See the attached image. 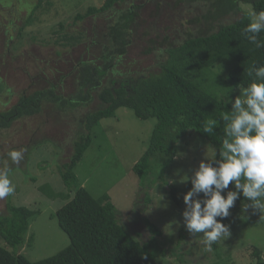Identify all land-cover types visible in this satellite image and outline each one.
Wrapping results in <instances>:
<instances>
[{
	"label": "trees",
	"instance_id": "obj_1",
	"mask_svg": "<svg viewBox=\"0 0 264 264\" xmlns=\"http://www.w3.org/2000/svg\"><path fill=\"white\" fill-rule=\"evenodd\" d=\"M50 1L36 0L27 17L9 14L7 28L18 29L17 40L24 41V34L34 24L37 12L44 9L47 12V8L52 7ZM131 1L104 0L100 6L77 12L71 25L93 20L130 2L124 10H115L114 21L101 29L99 35L92 31V39H87L83 31L70 32L66 22H59L50 32L55 38L52 46L61 48L57 55L64 49L85 44L86 50L91 48V56L73 62L67 76H60L57 83L43 77L44 74L35 73L29 78V88L17 95L15 104L6 108L7 102L3 103L0 129L8 128L12 121L25 116L53 117L59 123L58 118L65 120L69 113L75 116V129L68 161L57 164L63 192L54 190L51 184L38 187L42 196L66 202L57 209L55 218L69 244L51 257L29 261L20 251L32 242V235L28 239L27 235L39 212L8 202L6 213L0 214V238L9 249L0 247V264H159L155 250L159 242H155L154 236L161 232L154 224L146 221L153 236L143 244L138 243L118 223L115 207L107 195L93 198L80 186L74 169L92 143L93 130L104 119L114 118L120 108L130 109L140 120L155 119L147 148L132 172L140 184L146 180L153 185L157 181L164 183L169 187L172 202L181 207L183 203L177 188L166 179L178 156L180 142L199 137L219 149L224 138L219 113L231 107L225 101L239 95L252 82L248 76L251 66L264 65V47L251 44L243 35L250 22V12L240 7L242 4L250 7V11H264V0H152L158 5L165 1L173 8L185 9L189 16L188 31L180 39L167 35L159 47L144 51V54H157L154 70L122 72L117 65L127 53L143 7ZM43 3L45 8L39 9ZM140 22L143 21L140 19ZM257 38L264 42V32ZM38 39L35 35L28 37L31 42ZM43 40L39 41L46 43ZM56 72L58 68L51 73ZM64 80L73 87L71 94H64ZM4 88V96H11V88L6 85ZM94 102L96 106L92 110L76 115L78 109ZM209 117L219 121L212 135L202 132V124ZM51 144L56 147L54 142ZM247 203L241 195L235 205ZM233 209L223 223L234 219ZM213 248L216 252L215 244ZM253 250L250 255L255 261L251 264H264V252L255 246ZM221 254H215L212 264L221 263Z\"/></svg>",
	"mask_w": 264,
	"mask_h": 264
},
{
	"label": "rangeland",
	"instance_id": "obj_2",
	"mask_svg": "<svg viewBox=\"0 0 264 264\" xmlns=\"http://www.w3.org/2000/svg\"><path fill=\"white\" fill-rule=\"evenodd\" d=\"M103 1L51 0L52 7L47 8V12L44 11L43 3L39 9L44 10L37 12L34 24L27 28L24 41H20L16 38L18 29L7 28L8 16L15 14L21 18L27 17L31 12V4H35L36 0H0V110L4 102H7L6 108L17 102V95L29 88V78L35 73L38 76L44 74L43 77L57 83L60 76H67L73 62L80 57L88 59L91 56V48L86 50L85 44L64 49L58 56L56 52L61 48L52 46L51 41L55 38L50 32L63 21L66 22L67 30L83 31L87 39H92V31L99 35L101 29L114 21L115 10H124L130 2L116 6L115 10L98 15L93 20L74 25L71 23L77 12L91 6H100ZM131 2L143 7L139 13L137 29L135 27L131 43L126 49L127 53L117 68L122 72H128L129 69L131 73L151 71L155 69L157 54H144V51L159 47L167 35L180 39L188 31L186 21L189 16L185 9L173 8L165 1L162 5L152 0ZM241 5L244 11L250 12V7ZM29 35L39 39L28 41ZM42 39L46 43L39 41ZM55 68H58V72L52 74ZM5 85L11 88V96H4ZM63 86L64 94L72 93L73 87L67 80H64ZM95 106L94 102L80 108L76 115L92 110ZM74 117L69 113L67 119L58 118L57 123L53 117L25 116L12 121L8 128L0 129V168L6 166L9 169V178L15 188L11 195L0 199V214L6 213L8 202L39 212L31 222L27 235V239L32 235V242L29 246L25 244L20 251L31 262L51 257L69 244L68 237L60 230L55 218L57 209L66 202L42 196L38 187L51 184L54 190L63 192L57 164L67 162L72 153ZM155 121L153 118L140 120L127 108H120L114 118L101 121L93 130L91 145L74 169L80 186L93 198L107 195L115 207L118 223L138 243L143 244L153 236L146 221L154 224L161 232V235L154 236L155 242H159L155 246L159 264H212L217 252L222 253L220 264L253 263L255 260L250 255L254 251L253 246L264 252V211L253 213L250 208L244 211L246 204H236L233 209L234 219L225 221V224L231 226L232 235L214 243L216 252L213 245L212 251L205 250L201 243L203 234L191 236L183 226V195L191 188L190 179H185L192 176L204 155L209 154L213 147L210 143L193 137L189 142L179 144L178 156L166 179L177 188L183 203L181 207L172 202L169 187L164 183L157 181L153 185L146 180L140 184L132 168L147 148ZM11 151L22 153L19 163L10 159ZM228 190H234L231 184ZM198 198H203V194ZM0 247L9 249L1 238Z\"/></svg>",
	"mask_w": 264,
	"mask_h": 264
},
{
	"label": "clouds",
	"instance_id": "obj_3",
	"mask_svg": "<svg viewBox=\"0 0 264 264\" xmlns=\"http://www.w3.org/2000/svg\"><path fill=\"white\" fill-rule=\"evenodd\" d=\"M249 16L243 35L251 44L264 47L257 38L264 32V11L251 10ZM248 76L252 82L239 95L228 97L225 103L230 110L219 113L224 133L221 146L211 147L192 176L185 179H190L191 188L183 195V226L191 236L203 234L201 243L206 251L231 237V226L223 220L241 195L248 201L244 211H264V65L251 66ZM219 121L209 117L202 124V132L214 134ZM9 157L19 163L22 153L11 151ZM230 184L234 190H228ZM14 190L9 169L0 168V199ZM200 194L203 198H198Z\"/></svg>",
	"mask_w": 264,
	"mask_h": 264
}]
</instances>
